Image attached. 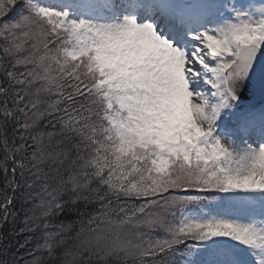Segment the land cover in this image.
Returning <instances> with one entry per match:
<instances>
[{
    "label": "snow or ice",
    "instance_id": "6c2138e0",
    "mask_svg": "<svg viewBox=\"0 0 264 264\" xmlns=\"http://www.w3.org/2000/svg\"><path fill=\"white\" fill-rule=\"evenodd\" d=\"M0 264H264V0H0Z\"/></svg>",
    "mask_w": 264,
    "mask_h": 264
},
{
    "label": "trees",
    "instance_id": "16d2710c",
    "mask_svg": "<svg viewBox=\"0 0 264 264\" xmlns=\"http://www.w3.org/2000/svg\"><path fill=\"white\" fill-rule=\"evenodd\" d=\"M16 226H17V228H23V226H24L23 221L22 220L18 221ZM25 235H29V234L24 233L23 235H17L16 239L19 240L20 243H23L24 242L23 236H25ZM32 243L35 244L36 240L33 239Z\"/></svg>",
    "mask_w": 264,
    "mask_h": 264
}]
</instances>
